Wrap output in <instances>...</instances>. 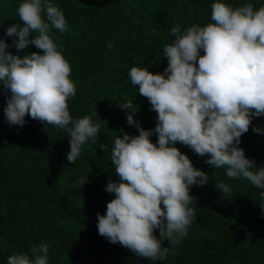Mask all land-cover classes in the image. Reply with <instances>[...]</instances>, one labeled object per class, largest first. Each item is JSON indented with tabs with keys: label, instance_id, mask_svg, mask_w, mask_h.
Segmentation results:
<instances>
[{
	"label": "trees",
	"instance_id": "16d2710c",
	"mask_svg": "<svg viewBox=\"0 0 264 264\" xmlns=\"http://www.w3.org/2000/svg\"><path fill=\"white\" fill-rule=\"evenodd\" d=\"M22 2L0 0V39L8 43V51L23 57L41 50L29 45L18 52L17 37L6 35L9 26L22 25L17 15ZM50 2L64 13L70 28L63 33L50 28L76 85V95L68 100L70 114L73 120L90 116L101 127L98 139H89L75 163L69 164L67 131L51 125L45 130L30 116L22 127L10 126L4 116L10 92L0 86V264H7L19 249L31 257V247L41 242L49 245L48 264H264V189L244 178H229L225 168L215 169L205 162L209 156H198L180 143L175 146L209 174V181L190 187L196 218L178 243L163 242L169 247L167 258L139 257L119 243H110L97 228V213L106 214L107 203L115 198L105 190L109 177L119 181L110 160L118 131L139 134L127 124V111L119 105L132 101L138 110L135 119L145 129H154L157 123V113L139 95V86L131 84V67L148 66L154 74L163 73L168 64L164 46L175 39L171 29L211 23L213 3L233 7L252 3L258 10L264 0ZM256 127L264 129V116L253 117L239 147L260 167L264 166V133L254 132ZM157 139L155 134L151 137L153 143ZM101 145H106L105 151ZM221 182L231 189L226 196L216 188ZM155 235L159 238V230Z\"/></svg>",
	"mask_w": 264,
	"mask_h": 264
},
{
	"label": "clouds",
	"instance_id": "9594fccd",
	"mask_svg": "<svg viewBox=\"0 0 264 264\" xmlns=\"http://www.w3.org/2000/svg\"><path fill=\"white\" fill-rule=\"evenodd\" d=\"M17 15L22 25L9 26L6 35L17 37L18 52L29 45L41 51L22 57L8 51V43L0 39V86L10 92L5 119L10 126L22 127L30 116L45 130L47 125L66 130L67 161L74 164L82 146L98 139L101 125L90 116L73 120L70 114L68 100L76 95V85L70 79L69 61L50 36V28L61 33L70 28L50 0H23ZM211 21L171 29L175 39L164 46L168 64L163 73L154 74L148 66L131 67V84L139 86V95L157 113L154 129H145L135 119L138 110L132 101L119 105L127 111V124L139 134L120 130L114 140L110 160L119 181L109 177L105 190L115 198L107 203L106 214L97 213L98 233L151 261L167 258L164 241L174 245L187 236L196 218L190 187L209 181V174L197 169L177 143L198 156H209L205 162L225 168L229 178H244L264 189V166L257 167L239 147L253 117L264 116V7L216 2L211 5ZM253 131L264 133L259 127ZM154 134L156 143L151 140ZM80 182L84 185L87 176ZM216 188L224 196L231 191L222 182ZM30 252L31 257L19 249L7 264H48L47 243L32 246Z\"/></svg>",
	"mask_w": 264,
	"mask_h": 264
}]
</instances>
